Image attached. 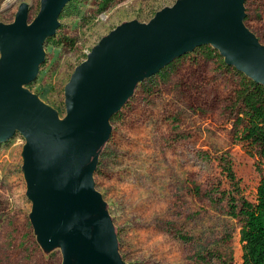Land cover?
Wrapping results in <instances>:
<instances>
[{"label":"rangeland","instance_id":"374dc122","mask_svg":"<svg viewBox=\"0 0 264 264\" xmlns=\"http://www.w3.org/2000/svg\"><path fill=\"white\" fill-rule=\"evenodd\" d=\"M78 1L58 20L55 40L42 46L36 78L20 88L60 121L66 87L102 38L124 23L148 25L178 0H115L103 12L95 0ZM22 6L32 24L41 0H0V26L13 25ZM244 13L245 26L264 45V0H246ZM201 55L145 84L147 77L136 76L119 118L109 123L111 141L91 180L124 264H241V199L255 200L264 162L240 139L230 108L239 76ZM25 146L19 133L0 143V264H68L63 240L34 223ZM226 163L239 184L235 205Z\"/></svg>","mask_w":264,"mask_h":264},{"label":"water","instance_id":"95a60500","mask_svg":"<svg viewBox=\"0 0 264 264\" xmlns=\"http://www.w3.org/2000/svg\"><path fill=\"white\" fill-rule=\"evenodd\" d=\"M70 0H41L27 25L22 6L13 25L0 26V143L26 139L24 172L37 228L63 240L68 264H124L116 229L91 180L111 132L110 118L136 76L150 77L176 57L215 44L228 65L264 85V45L244 24V0H178L148 24L124 23L102 38L66 87L67 115L20 88L43 62Z\"/></svg>","mask_w":264,"mask_h":264},{"label":"trees","instance_id":"16d2710c","mask_svg":"<svg viewBox=\"0 0 264 264\" xmlns=\"http://www.w3.org/2000/svg\"><path fill=\"white\" fill-rule=\"evenodd\" d=\"M98 3L99 11L107 10L115 0H95ZM78 0H70L65 6L60 15V20L65 16L73 14L78 8ZM246 0H244V5ZM247 20V15L244 17V24ZM55 35L49 37L46 43L55 40ZM201 53L203 59H215L218 66L234 71L240 78L238 89L235 91L230 104V108L235 111L236 127H240V139L243 140L249 147L255 150V154L264 162V85L255 82L253 79L246 76L242 71L238 70L233 65H228L224 57L219 52L218 48L211 44L201 45L196 47L191 52L176 57L168 65L162 68L159 72L146 78L145 82H150L156 76L170 74L173 68L182 60L190 59L192 54ZM120 112L115 113L110 118V123L114 124L119 118ZM111 139H109V142ZM108 147V146H107ZM105 155L102 153L101 157ZM220 160L225 161L223 156ZM101 165V160L95 172L98 171ZM225 171L233 185L232 192H228L233 200V205L238 201L235 195H238L239 184L236 181V176L231 165L226 163ZM231 191V190H230ZM239 214L243 217V226L240 231V242L242 245L241 264H264V175L257 186L255 200L241 199ZM181 238H183L181 236Z\"/></svg>","mask_w":264,"mask_h":264},{"label":"bare ground","instance_id":"6f19581e","mask_svg":"<svg viewBox=\"0 0 264 264\" xmlns=\"http://www.w3.org/2000/svg\"><path fill=\"white\" fill-rule=\"evenodd\" d=\"M58 242V241H57ZM60 242V241H59ZM64 256V255H63ZM64 259V258H63ZM64 263V262H63Z\"/></svg>","mask_w":264,"mask_h":264}]
</instances>
